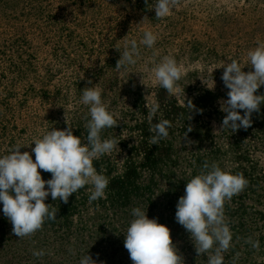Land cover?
<instances>
[{
	"label": "rangeland",
	"instance_id": "rangeland-1",
	"mask_svg": "<svg viewBox=\"0 0 264 264\" xmlns=\"http://www.w3.org/2000/svg\"><path fill=\"white\" fill-rule=\"evenodd\" d=\"M153 3L0 0V157L20 144L35 161L34 138L68 124L86 142L89 106L81 97L92 86L102 89V101L118 121L101 138L120 140L111 154L94 161L110 181L105 198L89 203L91 185L68 203L49 195L45 203L58 210L57 218L20 239L0 203V264H79L87 253L98 264H132L124 233L135 207L169 227L184 264H207V256L197 255L190 234L175 220L187 181L205 163L248 180L224 204L233 234L224 264H264V104L252 114L248 129L219 130L226 115L219 101L229 90L221 80L224 69L218 68L232 58L245 66L243 71L250 70L247 52L264 42V0H179L163 19L155 18ZM146 30L157 35L154 46L139 45L137 63L117 70L121 54L116 48L123 52L132 39L139 44ZM165 55L185 71L175 95L151 73ZM213 80L214 89L207 88ZM256 94L264 95V86ZM188 100L202 113H190ZM154 103L159 110L150 122L146 104ZM157 119L171 121V127L167 138L152 145L150 128ZM38 171L51 179V173ZM249 237L259 240L258 249L246 243ZM40 250L44 256L33 255Z\"/></svg>",
	"mask_w": 264,
	"mask_h": 264
},
{
	"label": "clouds",
	"instance_id": "clouds-1",
	"mask_svg": "<svg viewBox=\"0 0 264 264\" xmlns=\"http://www.w3.org/2000/svg\"><path fill=\"white\" fill-rule=\"evenodd\" d=\"M178 4L179 0H154L150 9L155 11L156 19H163ZM156 40L157 35L146 30L139 44L135 39L126 41L123 52L116 48L121 55L115 68L126 70L135 65L140 56L139 45L151 49ZM247 57L250 65L247 72L243 71L245 66L232 58L218 67L224 69L221 80L229 90L228 98L219 101L220 110L226 113L219 130L227 128L234 133L241 128L248 129L252 124V114L259 112L264 104V95L256 94L264 86V42L257 41V47L250 49ZM151 73L161 88L169 95H175L179 91L178 81L185 71L175 57L165 55L152 67ZM141 83L144 84L143 76ZM88 84L93 85L91 81ZM214 86L213 80L212 86L207 88L214 89ZM81 102L89 106L86 142L74 135L67 123L68 127L64 130L52 128L42 138H34L32 144L35 146L31 148V153H34L35 161L28 151H21L26 146L20 144L0 157V203L4 216L12 225V233L19 239L33 235L46 220L57 218L58 210L45 203L49 195L53 200L68 203L72 194L91 185L89 203L105 198L110 181L97 171L94 161L111 154L118 147L120 140L101 138V132L116 127L118 121L102 101L100 87H85ZM146 107L151 122L157 118L159 105L146 104ZM186 107L190 113L196 110L191 100L187 101ZM196 111L202 113V110ZM170 127L171 121L167 119H157L156 123H152L150 132L154 134L150 137L151 144L158 145L160 140L167 138ZM190 131L191 127L188 128ZM38 169L51 173V179L44 180ZM247 185L248 180L243 173L232 174L216 163H205L201 173L187 181L185 193L176 204L175 220L190 234L197 255L207 256V264H224V254L233 240L225 219L224 204L240 194ZM131 215L133 219L124 233V247L132 264H184L169 227L159 223L157 218L150 219L147 211L140 207L133 208ZM246 243L254 249L259 248V240L253 241L249 237ZM33 255L42 257L45 252L34 251ZM79 264H98V261L87 253ZM99 264L104 262L99 261Z\"/></svg>",
	"mask_w": 264,
	"mask_h": 264
}]
</instances>
